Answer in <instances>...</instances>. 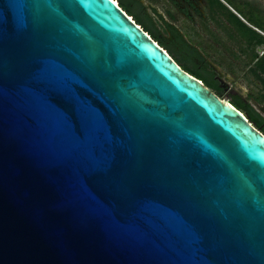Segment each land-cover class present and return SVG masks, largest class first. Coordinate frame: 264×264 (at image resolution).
<instances>
[{
  "label": "water",
  "instance_id": "1",
  "mask_svg": "<svg viewBox=\"0 0 264 264\" xmlns=\"http://www.w3.org/2000/svg\"><path fill=\"white\" fill-rule=\"evenodd\" d=\"M0 264H264V133L118 0H0Z\"/></svg>",
  "mask_w": 264,
  "mask_h": 264
},
{
  "label": "rangeland",
  "instance_id": "2",
  "mask_svg": "<svg viewBox=\"0 0 264 264\" xmlns=\"http://www.w3.org/2000/svg\"><path fill=\"white\" fill-rule=\"evenodd\" d=\"M144 1L150 8H156L165 20L177 26L184 37L196 45L206 59L217 68L220 72L221 83L225 87V94L221 97H231L230 94L239 95L264 116V92L259 80L248 74L242 61L237 63L236 74H231V68L235 66L233 62L229 61L225 55H219L220 58L216 54L217 42L220 41L221 45L226 44V32L230 28L222 14L213 10L210 12L207 0ZM222 1L232 9L231 3L235 0Z\"/></svg>",
  "mask_w": 264,
  "mask_h": 264
},
{
  "label": "trees",
  "instance_id": "3",
  "mask_svg": "<svg viewBox=\"0 0 264 264\" xmlns=\"http://www.w3.org/2000/svg\"><path fill=\"white\" fill-rule=\"evenodd\" d=\"M120 6L140 24L152 37L157 40L175 60L187 71L204 81V83L220 96L225 94V87L216 77L217 72L212 64L200 52L199 48L190 43L181 30L171 24L158 13L156 8H150L144 0H118ZM214 12L223 8L244 24L243 20L235 14L222 0H207ZM167 33L168 35H166ZM231 102L243 110L249 120L264 133V116L248 101L239 95L230 94ZM264 95V94H263Z\"/></svg>",
  "mask_w": 264,
  "mask_h": 264
},
{
  "label": "flooded vegetation",
  "instance_id": "4",
  "mask_svg": "<svg viewBox=\"0 0 264 264\" xmlns=\"http://www.w3.org/2000/svg\"><path fill=\"white\" fill-rule=\"evenodd\" d=\"M234 2L232 1L233 7L230 9L243 20L244 24L225 8L223 11H216L226 18L230 26L226 32V44L221 45L218 40L216 54L218 57L225 55L229 61L233 62L235 65L231 68L233 75L236 74V70L238 71V61H242L248 74L259 80L264 92V0H235ZM213 67L217 72L216 77L221 81L220 72L215 66Z\"/></svg>",
  "mask_w": 264,
  "mask_h": 264
}]
</instances>
